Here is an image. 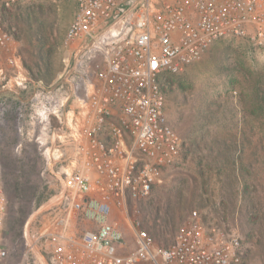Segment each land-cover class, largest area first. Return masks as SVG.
Listing matches in <instances>:
<instances>
[{
    "label": "rangeland",
    "instance_id": "374dc122",
    "mask_svg": "<svg viewBox=\"0 0 264 264\" xmlns=\"http://www.w3.org/2000/svg\"><path fill=\"white\" fill-rule=\"evenodd\" d=\"M8 3L19 64L11 68L0 51V168L4 187L7 182L18 198L8 203L2 225L6 264H43L29 241L37 240L51 216L37 211L61 189L74 154V146L55 141L54 134L81 111L106 55L86 43L65 61L78 0ZM41 69L48 70L49 82L40 80ZM171 79L167 116L183 152L149 196L131 205V218L142 219L157 245L169 246L190 213L207 208L244 240L243 264H264V46L225 35ZM20 207L29 211L22 228L15 223ZM112 220L124 237L119 252L135 251L126 213L115 211ZM37 243L48 263L46 243Z\"/></svg>",
    "mask_w": 264,
    "mask_h": 264
},
{
    "label": "built area",
    "instance_id": "2783aa9c",
    "mask_svg": "<svg viewBox=\"0 0 264 264\" xmlns=\"http://www.w3.org/2000/svg\"><path fill=\"white\" fill-rule=\"evenodd\" d=\"M8 2L0 0V51L13 68L19 57ZM229 34L264 46V0H78L65 61L90 43L106 62L81 111L54 134L55 141L74 146L72 168L37 211L51 220L37 240L30 238L32 252L37 255V242L44 241L47 264H243L244 240L207 208L190 213L169 246L157 245L142 219L130 216L131 205L149 196L183 152L167 116L171 77ZM1 179L0 168V264H6L8 197ZM115 211L126 213L135 234L137 248L126 255L119 252L122 231L109 220Z\"/></svg>",
    "mask_w": 264,
    "mask_h": 264
},
{
    "label": "trees",
    "instance_id": "16d2710c",
    "mask_svg": "<svg viewBox=\"0 0 264 264\" xmlns=\"http://www.w3.org/2000/svg\"><path fill=\"white\" fill-rule=\"evenodd\" d=\"M43 70V69H41ZM42 72V76H40V80L42 81H50V78L48 77V70L46 71H41ZM5 190L7 193V197H8V203H13L15 201V199L18 198V194L17 191H12L11 188L9 187V185L7 184V182H5ZM7 203V205H8ZM16 218H15V223L18 227L22 228V226H24V223L26 221V218L29 214V211L25 210L23 207H20L17 209L16 211Z\"/></svg>",
    "mask_w": 264,
    "mask_h": 264
},
{
    "label": "bare ground",
    "instance_id": "6f19581e",
    "mask_svg": "<svg viewBox=\"0 0 264 264\" xmlns=\"http://www.w3.org/2000/svg\"><path fill=\"white\" fill-rule=\"evenodd\" d=\"M39 249H40L39 247H37V249H35V250H36V253H37V255H38V257L40 258V260L42 261L43 264H47V262L45 261V259H44V257L42 256V254H41V252H40Z\"/></svg>",
    "mask_w": 264,
    "mask_h": 264
},
{
    "label": "crops",
    "instance_id": "0c3cea01",
    "mask_svg": "<svg viewBox=\"0 0 264 264\" xmlns=\"http://www.w3.org/2000/svg\"><path fill=\"white\" fill-rule=\"evenodd\" d=\"M78 7V6H77ZM77 12V11H76ZM76 14V13H75ZM72 22V21H71ZM113 215V214H112ZM112 215L110 216V218H109V220L111 221V222H114L113 220H112ZM212 217H213V219H214V221H219L218 220V218H217V216H215L214 214H212L211 215ZM225 220V219H224ZM220 222V221H219ZM220 223H222V224H224V225H227V223L226 222H220Z\"/></svg>",
    "mask_w": 264,
    "mask_h": 264
}]
</instances>
